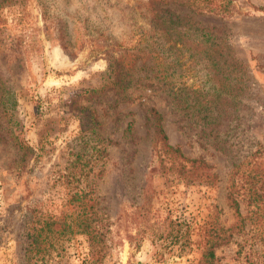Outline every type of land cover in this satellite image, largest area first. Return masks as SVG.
Wrapping results in <instances>:
<instances>
[{"label": "rangeland", "instance_id": "1", "mask_svg": "<svg viewBox=\"0 0 264 264\" xmlns=\"http://www.w3.org/2000/svg\"><path fill=\"white\" fill-rule=\"evenodd\" d=\"M127 3L0 0V264H85L95 250L77 231L83 187L110 230L103 264H197L218 234L227 241L214 264H264V0H233L228 13L170 4L220 28L233 57L219 66L245 76L219 126L201 118L207 57L196 63L179 44L164 78L168 61L146 55ZM106 37L118 43L97 51ZM152 106L183 155L158 140ZM187 158H203L214 179ZM169 219L186 223L185 250L159 238Z\"/></svg>", "mask_w": 264, "mask_h": 264}, {"label": "trees", "instance_id": "2", "mask_svg": "<svg viewBox=\"0 0 264 264\" xmlns=\"http://www.w3.org/2000/svg\"><path fill=\"white\" fill-rule=\"evenodd\" d=\"M232 2L233 0H147L143 8L142 0H134L133 4L128 5L127 3L124 6V9L128 10L130 18L135 23L137 22V16L141 18L140 26L142 30L140 31V38L145 43L143 48L146 55L151 56L155 61L160 58L165 62L168 61L169 66L166 73L163 74L164 78L175 72V64L179 62L180 57L178 58L174 50L179 49L177 47L179 44H183L186 48L185 50L189 52L188 59H192L196 63L199 62L200 55H204V58L207 57V63L210 64L207 76L213 83L210 86L212 89L209 92L210 98L205 99L206 112L201 118H206L207 121L209 120L208 122L210 120L212 123L216 122L215 126H219L220 121L222 122V120L231 116L230 109L233 95L235 94V98L239 96V93H236L239 88L237 82L242 80L243 83L245 76L238 77L234 73L235 70H229L228 65L219 66L221 62L226 63L228 58L233 57L232 44H226L223 38L225 34L221 32L220 28L215 25L208 26L207 24H202L190 15L183 16L177 13L170 4L184 6L196 13L204 11L228 13ZM161 4H166V6L162 7ZM258 9L264 10V7H258ZM101 35L104 34L101 33ZM98 36L100 37V34ZM161 38L165 39L164 43H162ZM95 40L96 38L90 41L93 49L95 47ZM116 43H118L117 39L112 42L106 37L101 42L100 48L97 51L107 52L108 47L111 48ZM200 45H206V49H201ZM162 53H164V57L161 56ZM199 53L200 55H198ZM111 57L112 55H110ZM233 66L236 67L235 64ZM180 75H183V73ZM234 78H237L238 81L235 82ZM191 99H189V96L181 99L180 104L183 105L184 109H188L191 106ZM149 112L152 117V127L158 140H161L172 154L183 155L180 147L174 146L169 142V136L163 124L162 113L155 106L150 107ZM231 121H227V124H231ZM133 124L132 121L128 123V132L133 131ZM187 159L191 164L197 165L196 168H204L207 171L205 173L208 174L207 176H210L211 180L216 176L215 173L210 174L207 170L211 166L203 158ZM74 195L75 198L72 197L79 200L80 206L77 213V231L90 236L95 250V254L84 262L85 264H103L104 255L100 254V252L107 245V233L110 230L107 227V222L102 220L104 217L101 214L100 207L97 208L98 200L94 194V190L83 187L79 188ZM229 199L235 212L240 214V203L234 192L229 193ZM185 224V222L178 219L166 220L163 230L159 233V238L169 239L172 245H178L180 250H185L191 243L189 231L183 230ZM68 228L72 229V226L68 224ZM214 237H216V240H213V238L207 240V246L197 264L215 263L217 259L215 248L226 242L227 239L219 234ZM129 264L135 263L129 262Z\"/></svg>", "mask_w": 264, "mask_h": 264}]
</instances>
